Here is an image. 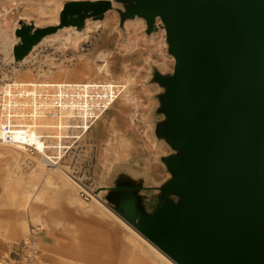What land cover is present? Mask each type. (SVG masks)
Instances as JSON below:
<instances>
[{"label":"water","instance_id":"obj_1","mask_svg":"<svg viewBox=\"0 0 264 264\" xmlns=\"http://www.w3.org/2000/svg\"><path fill=\"white\" fill-rule=\"evenodd\" d=\"M117 12L164 30L171 69L156 65L152 156L167 176L114 161L108 205L177 264H264V0H70L56 25L20 20L22 63L49 35ZM154 112V114H153ZM150 159V158H149Z\"/></svg>","mask_w":264,"mask_h":264},{"label":"bare ground","instance_id":"obj_2","mask_svg":"<svg viewBox=\"0 0 264 264\" xmlns=\"http://www.w3.org/2000/svg\"><path fill=\"white\" fill-rule=\"evenodd\" d=\"M7 1L22 4V15L34 16L36 25L57 24L63 6L59 0L46 3L42 0ZM136 21L137 26H132L128 21L127 27L139 28L142 19ZM17 22L15 21L12 27L16 28ZM5 25V21L0 22V38L3 40L0 50L3 51L1 59L10 67V74L0 78V163L2 167L4 165L0 176L4 179L3 189L11 203L0 204V237L5 241L19 237L34 224L40 231L35 235L37 234V240L42 246L44 239L42 232L45 227L50 226L51 221L37 211L35 203L65 199L67 218L60 222L55 221L54 224L62 226V229L67 231L71 242L67 243V248L61 246L59 251L48 248L47 245L43 247L56 255L66 256L67 253V264H177L106 204L101 198V193L93 192L90 200L84 198L82 192L90 193L91 190L72 175L70 168L60 163H50L47 159L50 158V154L43 150L41 140L46 134L38 133L46 131L45 133L55 134L56 139H62L76 122L80 123L81 120L83 126L88 128L89 121L99 118L100 111L98 114L94 113V107L112 106L117 102L119 113L129 120L126 121L127 126L138 127L144 138L139 150L136 151L137 157H144L147 153L145 156L147 158L148 153L153 152L157 141L151 133L153 127L151 115L141 111L142 101L134 88V76L129 74L121 79L114 77L110 67L109 51L98 52L94 80H89L83 85L70 80V77L78 74L76 66L87 60L78 53L66 55L65 52H61L57 58L45 59V63L38 67L33 63L34 54L40 48L56 42L62 47L72 42L80 45L95 31L101 28L106 30L110 25L109 19L103 21L88 19L84 32L77 31L74 27H66L56 34L47 36L22 63L13 62L12 48L16 39L10 37ZM138 39L132 38L129 50L137 46ZM155 47H166L165 38ZM70 61L73 63L68 64ZM28 68L33 71H27ZM32 75L35 78H32ZM97 79H101L102 83L96 81ZM33 81H37L42 87L60 86L62 94H66L67 89L68 94H76L86 102L79 103L69 98L67 103L61 99L40 100L41 95L35 92L25 94L24 98H21L20 92L16 89ZM116 116L107 120L108 134L102 144L103 151L99 158L103 167V178L106 177L107 163L112 160L114 154L129 155L133 142L136 141L135 137L126 134L120 128L122 122H119ZM85 120L87 122H84ZM143 122L144 126L139 128V123ZM28 158L34 159L37 164L30 175L28 174L29 182L42 175L45 177L39 185L33 183L32 190L24 186L27 178L23 164ZM26 212L28 218L25 217ZM116 221L122 223L128 231L122 234V240H116L117 243L113 244L111 232L116 227ZM30 231L32 232L31 228ZM116 244H119L118 252L113 248Z\"/></svg>","mask_w":264,"mask_h":264},{"label":"rangeland","instance_id":"obj_3","mask_svg":"<svg viewBox=\"0 0 264 264\" xmlns=\"http://www.w3.org/2000/svg\"><path fill=\"white\" fill-rule=\"evenodd\" d=\"M46 1H52V0H42L43 3H46ZM59 1L64 5L65 2L70 1V0H59ZM7 12H9V13L6 16ZM22 12H23L22 4H19V3L14 4V3L8 2L7 0H0V22L5 21V23H6L5 28L8 30L10 37L12 39H14V38L16 39L15 34H14V31H15L14 28L15 27H12V25L14 24L15 21H18L17 25H18L20 20L33 21L35 23L36 18L34 16L26 17L24 15L25 16L24 17L22 15ZM59 17H60V12H59ZM106 18H108L110 21V25L107 26L106 30H103V28H101L98 31H95L87 39L83 40L80 45H75L72 42V43L68 44L66 47H62V46H60V44L58 42H56V43L48 44L47 46L40 48L34 54V57H33L34 66L38 67V66L43 65V63H45L44 62L45 59L57 58L61 52H65L66 55H70V54L72 55V54L78 53L83 58H88V57H91L93 55L97 56V52L102 50V49H110V50H117L114 53V57L112 58V61H114V64H115V71L114 72H115L116 76L120 75V72H121L120 66H121V63L123 62V51H121V50L123 48H122L121 29L119 28L117 12H115V11L108 12L104 20H106ZM136 20L137 19L132 20V22H131L132 26L138 25V21H136ZM141 23L142 24L140 27H144L145 21L143 19H142ZM17 25H16V27H17ZM48 25H56V24H54V23H52V24L51 23H43V24L37 25V26H48ZM152 35L155 36L153 43H152V45H153L152 65H157L161 69L162 68L163 69H171L172 63H173V57L167 53L166 47H164V48L155 47L157 44L161 43L164 40V38H165L164 30L160 29L157 33H154ZM2 43H3V40L0 38V46H2ZM15 43L16 42H14V44ZM84 48H86V49H84ZM2 54H3V51L0 50V78H2L4 75L6 76V74H10L9 65L4 63L3 60L1 59ZM12 56H13V54H12ZM141 58H142V52L140 51V52H135L134 54H132V56L130 57L129 60H131L132 63H137V62L141 61ZM163 58H165V60ZM13 62L15 63L14 58H13ZM72 63L73 62L70 61L68 64H72ZM41 69H43V67ZM131 69H130L131 71L127 72L125 74V76L129 75V74H132L134 76V79H135L134 88H135L136 92L138 93V95H141V97L143 98V99H141V101H142L141 111H142V113L145 112V113L149 114V112L151 111V105L153 103V97H154L153 95H152V97L149 96V94H150V92L153 91L154 88L156 89L155 92L159 88L157 85H154V84L150 85L149 88H148V86H145L143 84L142 79H143V77H145L146 74L145 75H143L141 73L135 74L133 68H131ZM27 71L32 72L33 70L28 68ZM153 71H154V66H153ZM32 77L35 78L34 75H32ZM149 82H150V80H149ZM155 92H152V93H155ZM112 108L113 107H111L108 111H104L101 114L102 118H100V119L95 118L93 120V123H92L93 125L91 128V131L89 132L88 136L83 138V141H82L84 143V145H86L87 139L89 140V142L92 143L90 145H86L87 150L85 153L87 155H89V153H92V151H94V153H95L94 156L96 158V163H95L94 168L77 169V170L71 171L73 176H75L77 179L83 180V184L94 189L95 190L94 193H101V198L105 201L106 204H108V203H107V200L104 196L105 191H99V188L101 186H107L112 181V179L114 177V171L115 170L110 169V167H108V169L106 171V177L105 178L102 177L103 167L101 165L99 158H100V154L103 151L102 144H104L105 138L101 137V133L105 134V133H107V131L101 130V128H103V127L100 124H104L103 121L106 120L107 118L109 120V118L111 117L112 111H113V110H111ZM153 114H154V112H153ZM96 125H99L96 128V133L98 135L99 143H97L94 140V136H93V132H94L93 129H95ZM143 126H144V122L139 123V128H142ZM129 129H130V131H129L130 133H128V135L135 137L136 142H138V144H139V146L137 145L136 147H137V149L140 148V144L144 141L143 140L144 138L142 137V134L140 133V129H138V127H136L134 125L130 126ZM45 132L46 131L38 132V133L41 135L46 134L48 137H52L54 139L57 138V137H55L56 136L55 134H49V133H45ZM63 133L64 132H62V135H63ZM46 139H48V138H46ZM100 143H102V144L100 145ZM169 152H170V149L165 143L157 142V145L153 148V152H151L149 154V157L150 156L151 157L152 156L158 157L159 155H165V154H168ZM133 155H135L137 157L136 152H134ZM123 157H128V154L123 155ZM137 158H142V157H137ZM156 161L158 164L156 163L154 165L155 176L159 179L162 177H166L167 172L165 171L162 163L159 161L158 158ZM24 162H22V164L24 163L23 164V170H24L26 178H27L24 186H28L29 189L32 190L34 188L33 183H36L37 185H39L40 183H42V181L45 179V177L42 175L39 178L33 179L32 182H29L30 178H28V174L30 175V173L33 171V169L36 168L37 164H36V161L32 158H28ZM140 163H142L141 165H144L143 160H140ZM2 170H4V165L2 167V164L0 163V173L2 172ZM3 181H4V179L2 178V176H0V204L1 203H11V201H9V199H8L9 197H7L5 195L6 192L3 189ZM65 204H67V201L65 199H56L54 201H52V200L38 201L35 203V205L37 207V211H39V213H41L42 215L49 217V219L51 221L60 220L59 217L63 215V212H62L63 211V205H65ZM13 207L15 209V206H13ZM24 214H25V217L28 218L27 212ZM116 226H118L121 231H126V232L128 231V229L125 226H123L122 223H120L119 221H116ZM57 227L55 226V228H57ZM30 228H31L32 232H34V233L40 232L39 230H37L36 225L31 224L30 227L27 228V231L19 237L9 238L10 240H7V241L3 240L0 237V264L2 263L3 257L8 252H10L12 250L11 249L12 247L16 248V247H18L19 243H21L22 241H28L29 238H31ZM32 238L35 241L36 248L39 250V253H41L40 254L41 259L43 261H45L46 264H67V255L66 256H63L62 254L56 255V254L46 250L43 247V245L41 246L40 243L38 242L37 234L36 235L34 234V237H32Z\"/></svg>","mask_w":264,"mask_h":264},{"label":"crops","instance_id":"obj_4","mask_svg":"<svg viewBox=\"0 0 264 264\" xmlns=\"http://www.w3.org/2000/svg\"><path fill=\"white\" fill-rule=\"evenodd\" d=\"M129 22H132V20H128ZM125 22V31L126 34L124 35V33L121 30V36H122V50L123 51V62L121 63L120 66V75L116 76L115 74V64L114 61H112V58L114 57V53L117 50H110V49H102L103 51H109L111 53V55L109 56V61H110V67H111V71L113 72L114 77H116L117 79H121V77L125 76V74L127 72H130L133 68L134 73H141L143 75H145V77H143L142 81L143 84L145 86H149L152 85L149 80L151 78V74H152V51H153V40H154V35L152 36H148L145 34V26L144 27H139L137 29L133 28V27H127ZM136 38L138 37L139 41L137 42V46L130 49L129 50V46H130V41L132 40V38ZM101 51V50H100ZM142 52V58L141 61L137 62V63H132L130 59V57L132 56V54H134L135 52ZM99 52V51H98ZM97 52V54H98ZM87 59L86 61H82L80 62L77 66L76 69L78 70V74L77 75H73L72 77H70L71 81H74L75 83L79 84V85H83L86 84L89 80H94V74L95 69H96V63H97V57L96 55L85 58ZM88 61V62H87ZM173 64V63H172ZM157 66V65H156ZM158 67V66H157ZM159 68V67H158ZM131 69V70H130ZM161 69V68H160ZM136 70V71H135ZM162 71H167L168 69H161ZM28 77V76H27ZM26 77V78H27ZM25 77H22V79H26ZM33 78V77H32ZM65 80L67 78V74L64 76ZM93 78V79H92ZM29 79V78H27ZM33 80V79H31ZM96 81H99L100 83H102L101 79H97ZM43 84V83H41ZM135 86V84H134ZM17 91L20 92V96L21 98H24L25 94H29V93H38L39 95H41V99L40 100H63L64 102L67 103V98H69L71 101H75V102H79L82 103V101H84V99L78 98V95L76 94H68L67 93V89L66 90V94H62V88L60 86H54V85H49L46 87H42L39 85V83L36 81L33 82H29L23 86L18 87V89H16ZM155 88L153 89L152 92H155ZM150 92L149 96L152 97V95H154V93ZM71 93V92H70ZM68 94V97H67ZM93 94V93H92ZM95 95V94H93ZM19 96V97H20ZM141 97V95H139ZM141 99H143L141 97ZM86 102V101H84ZM83 102V103H84ZM86 104V103H84ZM104 104V103H102ZM117 104V102H116ZM112 105V106H108V105H101L100 107H94V113L100 115V117L97 119L102 118L100 113H103L104 111H108L111 107H113L111 110L112 114L111 117L116 116L117 120L119 122H122L120 126L121 129H123L124 132H126V134L130 133V129L127 126L128 123H126V121L128 122V118L123 116L120 112V110L118 109V105ZM100 111V112H98ZM98 112V113H97ZM94 120V119H93ZM108 118L106 120L103 121L104 124H100L103 128H101V130L106 131V126L108 124ZM99 125H96L95 129H93V136H94V140L99 143V139H98V135L96 133V128ZM108 133H101V137L105 138L107 137ZM102 139V138H101ZM102 143H100L101 145ZM139 146L138 142L134 141L132 148L130 149V154L128 155V157H123V155L121 156H117L114 154V156L112 157V160H110L107 163V167H111V165L113 164L114 161L119 160L120 162H126L128 164H134V165H138L139 167H147L149 168V175L150 178L155 182V183H160L162 180H164L166 177H162V178H157L155 176V172H154V165L157 163L156 160H151V156L149 157L148 153V157L145 158V156L147 155V153L144 155V157L142 158H137L135 155H133L134 152H136L137 150H139V148L137 149L136 146ZM150 158V159H149ZM140 160L144 161V165H141L142 163H140ZM158 164V163H157ZM63 215L60 216V220H53L51 221L49 219V217H47L51 222L49 223L50 226L47 228L45 227L43 232H42V236L44 239H42V243L43 245H47L48 248H53L59 251V248L62 246L64 248H67V243L71 242L70 237L67 235V231H65L64 229H62V226H56L54 224L55 221H62L64 218H67V204L63 205ZM55 226L57 228H55ZM126 232V231H121L120 228L118 226H116L112 233V243L115 244L117 243L116 240H120L122 238V234ZM122 240V239H121ZM118 246L119 244H116L115 246H113L114 249H116V252H118ZM62 253V252H61ZM67 255V253L65 254Z\"/></svg>","mask_w":264,"mask_h":264},{"label":"built area","instance_id":"obj_5","mask_svg":"<svg viewBox=\"0 0 264 264\" xmlns=\"http://www.w3.org/2000/svg\"><path fill=\"white\" fill-rule=\"evenodd\" d=\"M79 122L80 123L76 122L73 124L70 132L65 134L62 139H54L46 135L41 137L43 141V150L50 154V158H47L50 163H60L62 166L70 168L72 171L94 168L96 163L94 151L89 153V155L85 153L87 150L86 145L92 143L89 142L88 139L86 145L82 142L83 138L88 136L91 131L93 119L89 121L88 128L83 126L81 120ZM84 122H87V120ZM78 180L83 184V180ZM83 185L91 190L90 193L82 192L84 198L90 200L91 194L95 190L85 184ZM34 234V232H31V238H29L28 241H22L16 248L12 247V250L3 257L1 264H46V262L41 259V253H39V250L35 246V241L32 238Z\"/></svg>","mask_w":264,"mask_h":264}]
</instances>
